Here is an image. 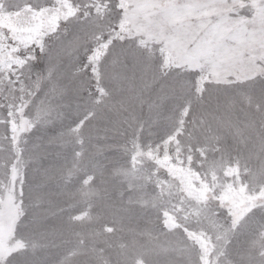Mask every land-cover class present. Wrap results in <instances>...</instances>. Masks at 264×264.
<instances>
[{
    "label": "rangeland",
    "instance_id": "obj_1",
    "mask_svg": "<svg viewBox=\"0 0 264 264\" xmlns=\"http://www.w3.org/2000/svg\"><path fill=\"white\" fill-rule=\"evenodd\" d=\"M0 264H264V0H0Z\"/></svg>",
    "mask_w": 264,
    "mask_h": 264
}]
</instances>
